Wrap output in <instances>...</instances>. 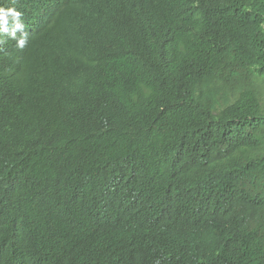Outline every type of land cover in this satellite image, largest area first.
<instances>
[{
  "label": "trees",
  "instance_id": "obj_1",
  "mask_svg": "<svg viewBox=\"0 0 264 264\" xmlns=\"http://www.w3.org/2000/svg\"><path fill=\"white\" fill-rule=\"evenodd\" d=\"M9 8L0 264H264V0Z\"/></svg>",
  "mask_w": 264,
  "mask_h": 264
},
{
  "label": "clouds",
  "instance_id": "obj_2",
  "mask_svg": "<svg viewBox=\"0 0 264 264\" xmlns=\"http://www.w3.org/2000/svg\"><path fill=\"white\" fill-rule=\"evenodd\" d=\"M6 6V5H5ZM13 6V5H11ZM11 16L16 22L15 27L17 29H22L23 28V24L21 22H19V17L21 16V13L16 11L13 8H9V9H0V20H3L4 24H7V17ZM6 31V28L4 29ZM21 33V32H20ZM12 39H16L15 33L12 34ZM25 43V38H20L17 41V44L19 47H23Z\"/></svg>",
  "mask_w": 264,
  "mask_h": 264
}]
</instances>
